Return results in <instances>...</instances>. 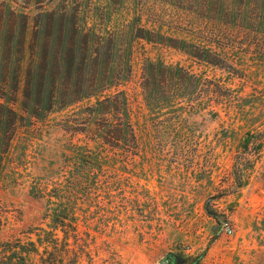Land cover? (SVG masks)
I'll return each mask as SVG.
<instances>
[{
  "label": "rangeland",
  "instance_id": "obj_1",
  "mask_svg": "<svg viewBox=\"0 0 264 264\" xmlns=\"http://www.w3.org/2000/svg\"><path fill=\"white\" fill-rule=\"evenodd\" d=\"M226 1L0 0L5 255L264 264V0Z\"/></svg>",
  "mask_w": 264,
  "mask_h": 264
},
{
  "label": "trees",
  "instance_id": "obj_2",
  "mask_svg": "<svg viewBox=\"0 0 264 264\" xmlns=\"http://www.w3.org/2000/svg\"><path fill=\"white\" fill-rule=\"evenodd\" d=\"M223 1H224V3L222 4L223 12L227 16L230 11L229 3L226 0H223ZM263 9H264V3L258 2V7L256 11V16H257L256 22L258 23L261 22L262 17L264 18ZM98 104L103 107L105 106V116H107V119L109 120V124H110V129H108L109 140L110 138H115L114 137L115 133H117L118 136H121L123 134L122 136H129L131 140L133 141L136 140V136L133 131V128L128 121H125V123H121V126L119 127H116V125L112 122L114 111L118 110V106L120 104V101L118 100V94H114L113 96H107L104 99L98 101ZM244 141L246 142L247 140H244ZM239 182L240 181H238V183ZM205 210L209 215L216 216V214L213 213L208 208L207 205L205 206ZM9 250L10 249L4 246L3 247L0 246V264H26L27 263V259L25 257L15 256L13 254L5 255L6 252ZM200 259H201V255H197L193 257L192 256L184 257L177 253H170L169 255H167V258H166L168 264H198Z\"/></svg>",
  "mask_w": 264,
  "mask_h": 264
},
{
  "label": "water",
  "instance_id": "obj_3",
  "mask_svg": "<svg viewBox=\"0 0 264 264\" xmlns=\"http://www.w3.org/2000/svg\"><path fill=\"white\" fill-rule=\"evenodd\" d=\"M215 217L217 218V220H218L220 223L223 222V220L221 219L220 216L216 215ZM162 264H168V263L164 260V261H162Z\"/></svg>",
  "mask_w": 264,
  "mask_h": 264
}]
</instances>
